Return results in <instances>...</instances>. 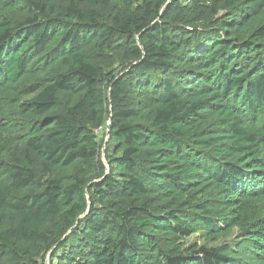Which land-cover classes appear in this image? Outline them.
Masks as SVG:
<instances>
[{"label": "trees", "instance_id": "trees-1", "mask_svg": "<svg viewBox=\"0 0 264 264\" xmlns=\"http://www.w3.org/2000/svg\"><path fill=\"white\" fill-rule=\"evenodd\" d=\"M46 258L264 264V0H0V264Z\"/></svg>", "mask_w": 264, "mask_h": 264}, {"label": "rangeland", "instance_id": "rangeland-1", "mask_svg": "<svg viewBox=\"0 0 264 264\" xmlns=\"http://www.w3.org/2000/svg\"><path fill=\"white\" fill-rule=\"evenodd\" d=\"M96 133H97V135H98V137L99 138H103V140H105L106 139V136H107V131H106V128L103 126V127H101V128H99L97 131H96ZM236 230H234L233 231V233L232 234H230L229 236H227V237H223V238H220L218 241H216V242H211V241H207L206 243L205 242H203L202 240H200L199 238H198V234H196V235H193L192 237H191V239L190 240H192V241H197V242H199V244H206V245H208V246H210V247H217V248H219L220 250H222V249H225L226 247H229V246H232L233 245V241L236 239ZM47 258H48V256H47ZM47 258H46V260L44 261V264H48V260H47Z\"/></svg>", "mask_w": 264, "mask_h": 264}, {"label": "water", "instance_id": "water-1", "mask_svg": "<svg viewBox=\"0 0 264 264\" xmlns=\"http://www.w3.org/2000/svg\"><path fill=\"white\" fill-rule=\"evenodd\" d=\"M110 120V119H109ZM108 127H109V125H108ZM110 128V127H109ZM109 128L107 129V131L109 130Z\"/></svg>", "mask_w": 264, "mask_h": 264}]
</instances>
